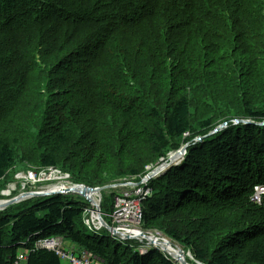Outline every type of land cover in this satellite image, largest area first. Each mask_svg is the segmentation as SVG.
I'll return each mask as SVG.
<instances>
[{"label": "trees", "instance_id": "obj_1", "mask_svg": "<svg viewBox=\"0 0 264 264\" xmlns=\"http://www.w3.org/2000/svg\"><path fill=\"white\" fill-rule=\"evenodd\" d=\"M261 122L264 0H0V190L24 162L91 187L142 178L189 141L148 180L142 225L161 224L202 264H264ZM73 196L1 210L0 264L19 248L25 264H63L34 246L53 233L104 264H177L89 228Z\"/></svg>", "mask_w": 264, "mask_h": 264}, {"label": "built area", "instance_id": "obj_2", "mask_svg": "<svg viewBox=\"0 0 264 264\" xmlns=\"http://www.w3.org/2000/svg\"><path fill=\"white\" fill-rule=\"evenodd\" d=\"M63 171L59 167L48 166L30 167L25 171L17 173L16 176L22 184L21 188L23 191L21 193L57 191H60V194L64 195L78 193L70 191L69 189L78 187L80 184L72 182L70 174ZM147 184L148 180L145 177L139 183H134L133 181L126 183L125 185H129V188L115 194L113 210L107 214L110 219V225L117 231L118 238L126 240V236L128 235L129 240L132 239L140 242L148 240L147 247L139 250L142 253L146 252V249L151 246L149 236L142 229L143 201L147 196L151 195L150 187ZM29 187H32V189H28ZM15 189L16 187L13 185L8 189L9 193L3 195L11 196ZM258 198H260V201H258ZM254 199L261 202V191H257ZM3 201H6V199ZM92 213L93 220H85L89 228H104L105 226L100 222L98 213L95 211ZM111 234L116 235L113 232ZM65 241L68 240L61 235H56L49 239L42 237L35 242V245L54 250L67 264H103L92 253L86 251L75 253L66 249L65 245L67 244ZM25 253V251L19 253L20 259H26Z\"/></svg>", "mask_w": 264, "mask_h": 264}, {"label": "rangeland", "instance_id": "obj_3", "mask_svg": "<svg viewBox=\"0 0 264 264\" xmlns=\"http://www.w3.org/2000/svg\"><path fill=\"white\" fill-rule=\"evenodd\" d=\"M246 120V119H245ZM233 121V120H232ZM236 122V121H235ZM223 123V120H218L217 122H216V126H220L221 124ZM237 123V122H236ZM223 129V127L221 128V130ZM197 130L198 131H202L203 129L202 128H197ZM219 132V131H218ZM199 136V135H198ZM197 137V136H196ZM196 137H194V138H196ZM193 138V139H194ZM185 144H190V142L189 141H187ZM184 144V145H185ZM187 149H188V147H187ZM173 152H176V151H173ZM173 152H170L169 154H171V153H173ZM187 153V152H186ZM168 154V155H169ZM163 159V158H162ZM162 159L152 168V166H147V170H148V172H147V174L148 173H150V172H152L158 165H160L161 164V161H162ZM29 165V166H28ZM27 166V167H26ZM26 167V168H25ZM31 167V163H28V162H24V163H22V164H19V165H17L16 167H15V169H17V172H16V174L17 173H19V172H22V171H25L26 169H28V168H30ZM20 168H22V169H20ZM24 168V169H23ZM63 172H67V171H63ZM67 173H69V172H67ZM15 174V173H14ZM16 174L15 175H13L14 177V179H13V181H11L10 183H8L7 185H6V187H5V189L4 190H0V200H3V199H8V198H10V197H13L14 195H16V194H18V193H21L22 191H23V189L21 188V181H20V179H18L17 178V176H16ZM70 174V173H69ZM160 174V173H159ZM77 175V174H76ZM158 175V174H157ZM70 176H71V181L72 182H74V183H78V181H82V183H86V184H88V186H91L90 184V182L89 181H86V180H88L87 178L86 179H84V180H81L80 178H79V176L77 175V176H74L73 177V174L71 175L70 174ZM144 177V176H143ZM75 180H77V181H74V179ZM141 180H142V178H137L136 176H134V177H122V178H119V179H113V180H111V179H109L108 180V182L107 183H105V184H101V185H98V187L99 186H107V185H115V184H119V185H117V186H112V187H109V188H106L105 190H103L102 191V195H101V198H100V202H99V200L98 199H96L97 201V203L100 205V212H101V214H102V216L105 218V220H107L108 222H109V217L107 216V214L106 213H110L111 212V210H112V203H113V200H114V196H115V194L117 193V192H121V191H125V190H127L128 188H129V185H125L126 183H128V182H131V181H133L134 183H139V182H141ZM86 184H84V185H86ZM15 186L16 187V189L14 190V192H13V194L11 195V196H6V195H3V194H6L7 192H6V190L9 192V188H11L12 186ZM93 187V186H92ZM94 187H97V186H94ZM28 189H32V187H29ZM33 189H35L34 187H33ZM151 190V189H150ZM255 191H256V193H257V191H261V196L264 194V184H260V185H258V186H256V188H255ZM255 193V194H256ZM151 194V193H150ZM71 195H74L73 197L74 198H76V199H78V200H81V201H84L85 200V202H87V206H89V210L87 211V215H84V218H85V220L87 219V220H93V211L95 210V212H97L98 214H99V212H98V209H97V204H96V202H95V204L94 203H91L90 201L88 202V200L83 196V195H81V194H79V193H72ZM255 196V195H254ZM253 199H254V197H253ZM255 200V199H254ZM257 201V200H256ZM258 201H260V198H258ZM36 202V200H31V201H29V204H33V203H35ZM17 203V202H16ZM108 203L110 204V206L109 207H107L108 206ZM106 204V205H105ZM105 205V206H104ZM3 210V209H2ZM1 211V210H0ZM106 212V213H105ZM87 225V224H86ZM161 224L158 226V227H147V226H145V224H143V226H142V229L144 230V232L149 236H147L148 238H154V237H157V238H159V239H163V240H167V241H170V242H172L175 246H177L179 249H181V250H183L184 251V255H185V258H183V260L184 261H186V263L187 264H200V262H198L195 258H194V256L192 255V252H191V249H189V248H187L182 242H180V241H178V240H176L175 238H173V237H171L169 234H167L166 232H164L162 229H161ZM160 227V228H159ZM102 229V231H104L103 229H105V228H101ZM110 233V232H109ZM111 234V233H110ZM112 235V234H111ZM113 236V235H112ZM154 236V237H153ZM53 237H55V234L53 233V234H49V235H47V236H45V238L46 239H49V238H53ZM114 238H115V236H113ZM112 238V237H111ZM116 238H118V237H116ZM115 238V239H116ZM118 239H120V238H118ZM118 239H116L115 241H117V242H121V244H123V245H127V246H129L131 249H138V250H140L141 248H145V247H147V245H148V240H145L144 242H140V241H137V240H126L125 242H123V241H120V240H118ZM114 240V239H113ZM122 240V239H121ZM70 242V241H69ZM158 243H156L155 244V246L154 247H157V248H160V250L163 252V253H165V254H167V255H169L170 257H172L168 252H166V251H164L159 245H157ZM152 245V244H151ZM74 245H72L71 244V242L70 243H68L67 244V247L68 248H72ZM25 248H19V251L20 252H22V250H24ZM173 258V257H172ZM174 259V258H173ZM176 261V260H175ZM100 262L101 263H103L104 264V260L101 258V260H100ZM177 262V264H183V261L182 260H177L176 261ZM202 264V263H201Z\"/></svg>", "mask_w": 264, "mask_h": 264}, {"label": "water", "instance_id": "obj_4", "mask_svg": "<svg viewBox=\"0 0 264 264\" xmlns=\"http://www.w3.org/2000/svg\"><path fill=\"white\" fill-rule=\"evenodd\" d=\"M237 123L243 122V123H254V121L251 120H245V119H236L235 120ZM261 125H264V122L260 123ZM227 126V122H224L223 124H221L220 126L216 127L213 131H211L209 134H214L217 133L218 131L221 130V128L226 127ZM198 140H201L202 137H198ZM189 146V144H185L184 146H182V148H180L179 150H177L176 152H173L169 155L167 160H164L160 165H158L152 172L148 173L145 176L146 180H150L151 178L157 176V174L161 173L163 170H165L166 168H168L169 166L178 163L179 161H181V159L184 158L186 152H187V147ZM119 184H115V185H107V186H99V187H91L88 185H78V187L75 188H71L69 189L70 191L73 192H78L79 194L83 195L84 197L88 198L91 202H94V198H93V193L98 192V194H101L103 190H105L106 188L112 187V186H117ZM60 194V191L57 192H25L22 193L20 196L18 197H13L10 198L6 201H1L0 203V210L7 208L8 206L16 203L18 200L23 199L25 197H29V196H36V197H41V196H46V195H51V194ZM97 209L99 212V220L102 223L103 226H105V228L111 232H113L114 234L117 235V231L114 227L110 226L107 221L103 218L101 212H100V205L97 204ZM127 239H129V236H126ZM150 243L152 245L155 246L157 239H152L149 238ZM170 242V241H168ZM180 253L183 254V251L180 249ZM177 260H182L183 264H187L186 261L183 260L182 257L178 256L176 257V261ZM201 264V263H200Z\"/></svg>", "mask_w": 264, "mask_h": 264}, {"label": "bare ground", "instance_id": "obj_5", "mask_svg": "<svg viewBox=\"0 0 264 264\" xmlns=\"http://www.w3.org/2000/svg\"><path fill=\"white\" fill-rule=\"evenodd\" d=\"M32 167V166H31ZM6 194H8L9 192L6 190ZM22 193H18V194H16V195H14L13 197H18V196H20ZM101 195H102V193L101 194H98V192H95V193H93V198H94V202H91L88 198H86L88 201H90L91 203H94L95 204V202L97 201L96 199H98L99 200V202H100V198H101ZM31 197H25V198H23V199H20V200H18L17 201V203H20V202H23V201H25V200H28V199H30ZM0 203H1V200H0ZM96 204H98L97 202H96ZM95 211V210H94ZM99 215V214H98ZM88 226V225H87ZM89 227V226H88ZM102 228V227H101ZM101 228H99V229H95V230H101ZM94 229V228H93ZM56 236V235H55ZM154 237V236H153ZM154 240L156 239V237H154L153 238ZM127 240V239H126ZM126 240H124V241H126ZM156 243H158L157 245H159L164 251H166V252H168L175 260H176V257H178V256H180V257H182V258H185V255H184V251H183V254H181L180 253V249L177 247V246H175L172 242H168L167 240H163V239H159V238H157V241H156ZM34 246H36L35 244H34ZM65 247H66V249H68V250H70V251H72V252H75V253H78V252H82V251H86V250H78V249H76L75 247H72V248H68L67 247V245H65ZM86 252H88V251H86ZM89 253H91V252H89ZM93 254V253H92ZM59 255V254H58ZM60 256V255H59ZM93 256L95 257V258H97L98 259V261H100V259L97 257V256H95L94 254H93ZM60 258H61V256H60ZM61 260L64 262V263H66L62 258H61ZM25 262H26V259L25 260H23V259H20V257H19V254H18V259H17V261L15 262V264H25Z\"/></svg>", "mask_w": 264, "mask_h": 264}, {"label": "clouds", "instance_id": "obj_6", "mask_svg": "<svg viewBox=\"0 0 264 264\" xmlns=\"http://www.w3.org/2000/svg\"><path fill=\"white\" fill-rule=\"evenodd\" d=\"M163 161H164V160H163ZM163 161H162V162H163ZM162 162H161V163H162ZM146 175H147V174H146ZM146 175H145V176H146ZM145 176H144V177H145ZM142 178H143V177H142ZM79 184L82 185V183H79ZM32 197H34V196H32ZM103 218H104V217H103ZM104 219H105V218H104ZM106 221H107V220H106ZM107 223L110 225V223H109L108 221H107ZM110 226H111V225H110ZM104 228H105V227H104ZM105 229H106V228H105ZM106 230H107V229H106ZM107 231L110 232V233H112V232L109 231V230H107ZM112 235H113V234H112ZM113 236L117 237V235H113ZM127 240H129V239H127ZM151 246H154V245H151ZM159 249H160V248H159Z\"/></svg>", "mask_w": 264, "mask_h": 264}, {"label": "crops", "instance_id": "obj_7", "mask_svg": "<svg viewBox=\"0 0 264 264\" xmlns=\"http://www.w3.org/2000/svg\"><path fill=\"white\" fill-rule=\"evenodd\" d=\"M66 242V244H68L69 242L68 241H65ZM22 251H24V250H22ZM63 264H67V263H63Z\"/></svg>", "mask_w": 264, "mask_h": 264}]
</instances>
